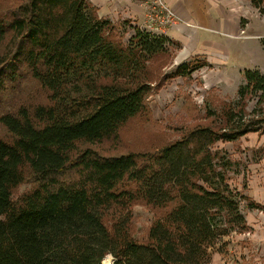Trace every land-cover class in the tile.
Returning <instances> with one entry per match:
<instances>
[{
  "label": "trees",
  "instance_id": "trees-1",
  "mask_svg": "<svg viewBox=\"0 0 264 264\" xmlns=\"http://www.w3.org/2000/svg\"><path fill=\"white\" fill-rule=\"evenodd\" d=\"M15 1L0 14V80L25 65L51 104L0 117L11 135L0 139V264H102L106 255L115 264H212L209 248L248 226L228 163L212 147L264 134V74L246 70L237 99L221 115L211 109V125L153 152L104 157L82 146L117 135L145 110L150 60L182 45L138 26L127 44L116 42L110 36L127 21L101 18L90 0ZM252 2L264 13L263 0ZM207 65L183 63L170 78ZM28 175L34 187L16 198ZM140 201L169 209L147 242L130 235Z\"/></svg>",
  "mask_w": 264,
  "mask_h": 264
},
{
  "label": "rangeland",
  "instance_id": "rangeland-1",
  "mask_svg": "<svg viewBox=\"0 0 264 264\" xmlns=\"http://www.w3.org/2000/svg\"><path fill=\"white\" fill-rule=\"evenodd\" d=\"M17 4L15 0H0V14H8ZM249 10V15L246 14L250 21L249 31L246 33L242 30L239 37L251 35V38L235 40L228 35H218L225 38L231 47L225 60L213 55L215 64L201 67L188 77L170 78V74L183 63L192 61L194 65L199 62L208 64V61L186 57L181 51L182 47L152 58L147 68L151 92L145 99V110L123 125L117 135L98 144L83 145L82 148L95 150L104 157L130 152H153L154 149L180 140L192 128L211 125V109H216L221 115L225 104L237 99L246 70L258 69L264 74V13L257 8ZM148 14L147 23L159 29L150 22ZM135 26L127 21L119 34L110 37L125 45L134 35L132 28ZM228 28L235 29L234 21ZM142 29L150 31L147 27ZM1 53L6 55L8 52L1 50ZM6 71L8 77L0 80V117L8 113L18 114L22 108L32 112L38 106L47 107L51 104L50 93L29 74L25 65L16 71ZM14 72L15 75H12ZM11 77L16 79L12 80ZM246 102L248 111L256 109V97H248ZM257 111L255 117L260 118L262 112ZM0 139H11L8 130L1 125ZM212 148L222 157L219 165L228 163L226 174L229 185L238 190L243 198L246 197L242 198L240 207L248 224L244 233H238L241 228H236L209 248L213 255L212 264H264V134L257 132L236 141H219ZM27 177L15 192L16 198L34 187L31 176ZM251 202L259 208L251 207ZM131 211L130 235L136 241L147 242L153 223L162 212L169 209L153 208L140 201L132 205ZM106 256L112 257V264H115L114 256ZM102 264H105L104 259Z\"/></svg>",
  "mask_w": 264,
  "mask_h": 264
},
{
  "label": "crops",
  "instance_id": "crops-1",
  "mask_svg": "<svg viewBox=\"0 0 264 264\" xmlns=\"http://www.w3.org/2000/svg\"><path fill=\"white\" fill-rule=\"evenodd\" d=\"M161 1L180 18L175 25L164 29L154 28L147 23L146 14L153 0H90L101 18L110 19L114 23L131 21L133 25L147 27L150 31L167 36L182 45L181 51L186 57L206 59L209 65L215 64L213 55L225 60L230 54L229 43L218 35H228L235 40L251 38V35H239L242 30L246 33L249 31L250 21L246 14L250 13V8L253 11L256 9L252 0ZM246 20L249 22L245 23ZM232 21L235 29L230 30L228 27Z\"/></svg>",
  "mask_w": 264,
  "mask_h": 264
},
{
  "label": "built area",
  "instance_id": "built-area-1",
  "mask_svg": "<svg viewBox=\"0 0 264 264\" xmlns=\"http://www.w3.org/2000/svg\"><path fill=\"white\" fill-rule=\"evenodd\" d=\"M153 1L154 2L149 6L148 19L154 26L159 27V29H164L175 25L180 20L178 15H176L163 1Z\"/></svg>",
  "mask_w": 264,
  "mask_h": 264
},
{
  "label": "bare ground",
  "instance_id": "bare-ground-1",
  "mask_svg": "<svg viewBox=\"0 0 264 264\" xmlns=\"http://www.w3.org/2000/svg\"><path fill=\"white\" fill-rule=\"evenodd\" d=\"M232 37V36H231ZM112 257H110V256H105V258H104V263L105 264H112Z\"/></svg>",
  "mask_w": 264,
  "mask_h": 264
}]
</instances>
